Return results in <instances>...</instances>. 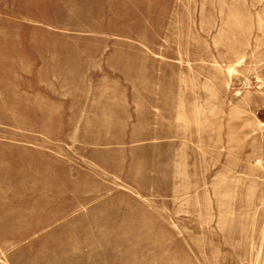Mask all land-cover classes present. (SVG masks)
Listing matches in <instances>:
<instances>
[{
  "label": "rangeland",
  "instance_id": "1",
  "mask_svg": "<svg viewBox=\"0 0 264 264\" xmlns=\"http://www.w3.org/2000/svg\"><path fill=\"white\" fill-rule=\"evenodd\" d=\"M0 264H264V0H0Z\"/></svg>",
  "mask_w": 264,
  "mask_h": 264
},
{
  "label": "built area",
  "instance_id": "2",
  "mask_svg": "<svg viewBox=\"0 0 264 264\" xmlns=\"http://www.w3.org/2000/svg\"><path fill=\"white\" fill-rule=\"evenodd\" d=\"M256 84V83H255ZM258 86V84H256Z\"/></svg>",
  "mask_w": 264,
  "mask_h": 264
}]
</instances>
